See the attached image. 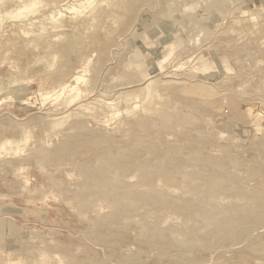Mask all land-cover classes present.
<instances>
[{"label":"rangeland","instance_id":"374dc122","mask_svg":"<svg viewBox=\"0 0 264 264\" xmlns=\"http://www.w3.org/2000/svg\"><path fill=\"white\" fill-rule=\"evenodd\" d=\"M56 53L61 57L52 58ZM177 116L189 118V125L173 121ZM78 123L109 138L116 153L131 145L130 124L144 135L148 123L155 141L162 137L171 145L194 147L197 159L210 155L234 171L235 155L246 166L245 172L236 171L242 184L259 191L264 185V0H0V264H125L122 257L131 255L142 258L141 264H173L172 254L160 252V239L145 231L149 222L159 230L168 226L164 230L181 239L169 237L177 246L185 241L182 230L196 228L198 237L207 238L209 229L164 205L159 225L143 204L142 216L125 221H132L125 229L107 220L112 209L106 201L81 214L71 193L81 189L83 177L71 162L83 159L51 152L79 133ZM143 149L135 156L150 159ZM249 166L259 170L263 182ZM131 178L126 180H139ZM183 183L159 181V190L187 199L191 184ZM217 248L203 249L205 261H214ZM224 250L227 256L219 264L227 259L263 264L257 257H241V248L228 252L232 256Z\"/></svg>","mask_w":264,"mask_h":264},{"label":"bare ground","instance_id":"6f19581e","mask_svg":"<svg viewBox=\"0 0 264 264\" xmlns=\"http://www.w3.org/2000/svg\"><path fill=\"white\" fill-rule=\"evenodd\" d=\"M211 1H213V0H211ZM173 11H175V10H172V12ZM165 14H167V13H165ZM141 29H142V27H141ZM139 30H138V32H139ZM141 32H143V31H141ZM138 35H136V37ZM85 38L87 39V37H85ZM132 39H135V37ZM198 39L199 38H197V40ZM59 44L63 45L61 43H59ZM124 47H123V49H124ZM54 48H56V47L54 46ZM60 49H62V48L60 47ZM60 49H59L60 52L66 51L64 49H63V51H61ZM75 50H76V48H75ZM114 52H116V51L113 50V53ZM118 52H116V53H118ZM57 53L55 56L53 54L52 58L58 56ZM66 53H68V52H66ZM60 55H64V54L60 53ZM60 55L58 56V58L61 57ZM131 58H132V56H131ZM98 62L99 61H97V63ZM102 68H104V67H102ZM130 68H131V66H130ZM174 78L176 79V77H174ZM170 80H173V79L171 78ZM190 81H191V79H190ZM78 83H79V81H78ZM191 84H192V82H191ZM190 85L188 86V88H190V87L195 88V87L190 86ZM138 87H139V85H138ZM141 87H143V86L141 85ZM213 93H215V92H213ZM186 97H188V96H186ZM194 97H197V95H195ZM186 99H188V98H186ZM204 100H205V98H204ZM69 103H70V101H69ZM85 106H84V108H85ZM221 107H224V106H221ZM74 110H75V108H74ZM79 111H80V109H79ZM171 111H174V110H171ZM142 117H144V115ZM66 119L68 120V118H66ZM174 120L177 123H182L185 125L188 124V122H190L189 118H181L179 116L175 117L173 119V121ZM210 120H211V118H210ZM146 121H147V119H146ZM195 124H196V122H195ZM207 125H210V124H207ZM122 126L120 128H122ZM129 126L130 127L126 130V133H127L126 135L131 138V140H132L131 145H129L125 148H122V150L119 153L115 152L113 144L109 138H106L100 132L92 131V130L88 129L86 127V125H84L83 123H78L77 127L79 129V133L77 135L70 137L68 142L63 143L62 145L58 146L53 151H51L55 156H58V157H59V155L62 156V157L60 156L59 158H63L65 155H68V156H71L70 159H83L81 161L79 160V161H72L71 162V166L73 165V167L83 177V182L81 183L82 184L81 189L77 192L71 193V195L73 197L72 199L77 201V203L79 204L78 206L80 207L79 209L83 213L79 210H77V211L81 212V214H84L85 211H88V209L91 208L92 204L97 205V203H98V205H99L100 200L106 201L108 203V206H110V208L112 209V212L109 215L105 216V217H107V220H109L110 222H115V223H119V224L121 223V225H124L125 221H130L133 218H136L135 215L142 216L140 207H143L144 206L143 204H147L151 207L150 211L155 216L154 221H157V223H158L159 220H162L164 218L163 217L164 212L161 211L159 208L161 205H164L165 207L167 206L168 208H170L174 212H177L178 216L180 214L183 217H185V219L187 221H192V223L193 222L197 223L196 225L199 226L198 228H200L202 226V227H205L206 229L208 228L209 231L211 232L210 235L207 236V238H201V237H198V235L196 234L197 229L195 228V226H194L195 231L191 230V228L188 227L185 231L182 230L183 234H181V235H184L183 237H185V239H184L185 241H181L182 243H179L177 246L174 244L172 245L173 242L171 240H168L169 237L172 238L171 235L173 234L170 232V230H164L168 226L166 228L163 227L162 228L164 230L163 231V230L158 229V228H160L159 223H158L159 226L157 228L156 225L151 224L153 222H149L151 225L150 224L146 225L147 228H145L146 229L145 231L149 232L148 234L151 237L160 239V246L162 249L159 247L161 249V251L158 250V253H159V251L162 252V250H163L162 253L165 252L166 254L169 253V255L172 254L176 259L173 264H192L193 262H195V263L196 262H198V263L202 262L201 264H219V261L221 259L223 260L224 256L226 255L225 254L226 250H224L225 248L229 249V251H227V253L233 252L234 250L241 248V249H243L240 252L241 257H243V258L249 257V256L250 257L251 256L257 257L260 260H262L263 264H264V240H263V238H264V185H263V188L257 192H252L247 187H244L245 184L248 185L250 183L244 182L245 184H242L243 179H241L240 175L237 173L238 171L242 170L243 168H244V172L246 170L245 169L246 166L243 165L242 161L237 160V157H235V155H234V158L230 156L231 157L230 159L231 160L233 159L232 161H234L231 163H233V165L235 164V166H236V169L233 171V170H230V168H229L230 166H228V164H227V166H228L227 167L224 163H221L219 159H216V158L213 159L214 157L213 158L211 157L212 158L211 159L210 155H209V158L197 159V157H195V155L198 156V154H197L198 152L196 154H194V152L196 150V148H195V150L193 149L194 147L192 148L191 146H188V145H171L170 143L166 142L164 140V138L162 139V137H160L158 140L155 141L153 139L152 134H151L152 132L150 133V131H148L149 127H150V125L148 123H146L144 125L145 131H146L144 135H140L139 133H136V129H135L136 127L133 124L132 125L130 124ZM116 132H118V131H116ZM165 132L167 133L168 131H164V133ZM194 133H196V132H194ZM19 138H20L19 140L21 141L22 138L21 137H19ZM171 138H172V136H171ZM171 138H170V140H171ZM207 138L209 139V137H207ZM175 139L173 138L172 140H175ZM210 139H212V138H210ZM176 140H178V139H176ZM200 140H201V138H200ZM194 142L196 143V141H194ZM118 144H119V142H118ZM209 144H211V143H209V141H208V145ZM197 145H198V141H197ZM211 145H213V144H211ZM205 146H206V144H205ZM40 147H41V145H40ZM143 148L148 149V150L147 149H145V150L149 151L147 153L150 155V159L149 158L139 159L135 156L134 153H136V152L138 153V150H141ZM237 149H236V151H237ZM145 150H144V152H145ZM36 151H38V150H36ZM229 152H231V151H229ZM142 153L143 152H141L140 154H142ZM224 153L227 154V151H225ZM212 154H214V153H212ZM228 154H230V153H228ZM203 156H205V155H203ZM147 157H148V155H147ZM194 158H196V159H194ZM254 161H255V159L252 162H254ZM245 164H247V163H245ZM66 165H68V164H66ZM247 165H249V164H247ZM251 165H254V163H252ZM257 166H258V164H257ZM187 168H189L188 170H190V171L186 172ZM237 168H239L240 170H237ZM249 168H251V167L249 166ZM249 168H247L248 172L253 170L252 168L249 170ZM259 168H260V166H259ZM256 170L257 169L254 168V170L252 172V174L254 175L253 177H255L256 173L258 174V172H259V170H257L258 172ZM248 172H247V174H248ZM259 175L260 174H258L257 178H259V180H260ZM129 177H132V178L134 177V179H135V177H138L139 180L137 182L134 181V183H131V182H128L126 180ZM248 178H246V179H248ZM262 178H264V177H262ZM180 179L183 180V182H184L183 185L185 184V181H187L191 184L190 185L191 188H188V190L190 189L189 190L190 192L188 191V194H189L188 197L189 198L186 199V197H179V196L177 197L174 194H171L170 192L166 193L168 190L171 191L167 187L165 188V190L168 189L166 192L159 190V185H160L159 181H161L163 183L166 182V183H173V185L174 184L177 185L178 182L180 181ZM248 180H250V179H248ZM253 180H254V178H253ZM263 181H261V182H263ZM251 185L252 184H250V186L249 185L248 186L251 187ZM256 185H253V186L256 187ZM61 186H63V185H61ZM141 186L142 187L144 186L147 189L145 191H141L140 190ZM56 187H59V186H56ZM168 187H170V186L168 185ZM61 188L62 187H60V190H61ZM253 190H257V189L255 188ZM63 191L66 193L69 192L67 188H64ZM176 191H177V189H176ZM183 192H185V191L183 190L182 193ZM176 193H178V192H176ZM179 193H180V191H179ZM221 196H222V198L226 197L227 199H230L233 203H231V201L229 200L230 201L229 205H226V206L222 205V207H221L219 205V202L225 201V199H226V198H224V200H220L219 198ZM68 199H70V197ZM233 199L237 200V202L234 203ZM95 202H97V203H95ZM225 202H227V201H225ZM220 204H223V203L221 202ZM162 208H164V207H162ZM97 209H98V207H97ZM102 210L103 209H101V212H102ZM144 212H145V210H144ZM147 212L148 211H146V213ZM84 215H86V212ZM144 216H146V215H144ZM102 217H103V215H102ZM169 217H168V219H169ZM98 220L100 221L102 219L98 218ZM159 222H162V221H159ZM137 223H138V221L136 222V224ZM139 223L141 224V222H139ZM139 223H138V225H139ZM164 223H166V222H164ZM185 223L187 224L186 221H185ZM130 224H132V221L129 224H125L123 226L124 229L128 228V226ZM146 224H147V222H146ZM183 225H185V224H183ZM135 226L137 227V225H135ZM178 226H179V224H178ZM116 228H117V226H116ZM179 228H181V226L176 227L177 230L181 231V229H179ZM201 229H199V230H201ZM206 229H205V231H206ZM142 230H143V227H142ZM174 230H175V228H174ZM120 232H122V231H120ZM176 232H178V231H176ZM199 232H201V231H199ZM206 232H208V231H206ZM173 235H175V239H178V238H176L177 234H173ZM179 236H180V233H179ZM100 237H101V235H100ZM114 237H116V236L114 235ZM138 239H140V238H138ZM179 239L177 241L181 240V239L180 240ZM101 240L103 242H106V243H108V241H109V239H107V238L104 239L103 237ZM86 241H87V239H86ZM167 243H171V244H167ZM213 244H214L215 248L218 247L217 248L218 252L216 251L217 253L215 252L216 253L215 257L214 258L212 257L214 261H205L206 259H205L204 254H203V249L208 247V246L210 247V245L212 246ZM226 244H230V245L225 246ZM119 246H120V244H119ZM107 247H109V246H107ZM96 249H98V248H96ZM212 250L214 251V249H212ZM129 253H131V252H129ZM43 255H44V253H43ZM115 255L113 252V256H115ZM230 256H232V254ZM121 257H120V259H121ZM161 258H159V259H161ZM164 258H165V255H164ZM48 259H47V261H48ZM122 259H123V262H126L125 264H141L142 263V262H140L142 260V258L139 259L138 256H132L131 255L128 257L126 256L124 258L122 257ZM70 260H72V259H70ZM42 261L47 262L46 260L44 261V259ZM53 262H55L57 264L56 261H53ZM244 262H246V261L244 260ZM236 263L237 262H235V260H233V259L225 260V264H236ZM35 264H37V263H35ZM43 264H45V263H43ZM48 264H50V262ZM148 264H149V262H148Z\"/></svg>","mask_w":264,"mask_h":264}]
</instances>
